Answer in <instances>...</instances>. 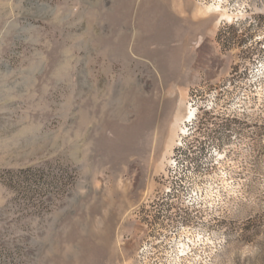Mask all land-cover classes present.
I'll use <instances>...</instances> for the list:
<instances>
[{"label": "rangeland", "instance_id": "obj_1", "mask_svg": "<svg viewBox=\"0 0 264 264\" xmlns=\"http://www.w3.org/2000/svg\"><path fill=\"white\" fill-rule=\"evenodd\" d=\"M0 264H264V0H0Z\"/></svg>", "mask_w": 264, "mask_h": 264}, {"label": "bare ground", "instance_id": "obj_2", "mask_svg": "<svg viewBox=\"0 0 264 264\" xmlns=\"http://www.w3.org/2000/svg\"><path fill=\"white\" fill-rule=\"evenodd\" d=\"M212 10L214 11H218L219 10V6H216V7H212ZM195 117V112L194 111H190L189 113V116H188V119L191 120Z\"/></svg>", "mask_w": 264, "mask_h": 264}]
</instances>
